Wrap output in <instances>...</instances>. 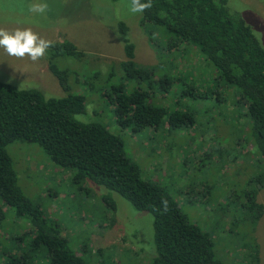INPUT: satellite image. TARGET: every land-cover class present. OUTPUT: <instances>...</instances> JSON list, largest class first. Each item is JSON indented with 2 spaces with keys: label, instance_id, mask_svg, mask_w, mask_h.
I'll use <instances>...</instances> for the list:
<instances>
[{
  "label": "trees",
  "instance_id": "trees-1",
  "mask_svg": "<svg viewBox=\"0 0 264 264\" xmlns=\"http://www.w3.org/2000/svg\"><path fill=\"white\" fill-rule=\"evenodd\" d=\"M152 5L139 13L138 24L158 53L167 54V70L174 76L182 74L176 78L171 74L157 77L153 67L136 65L133 46L125 39V26L119 22L117 33L122 38L124 56L120 64L122 76L102 94L111 109L115 124L112 128L131 134L191 129L195 113L190 106L196 100L209 99L219 117L236 121L237 129L243 132L237 145L248 143L259 163L248 188L238 191L239 195L219 196L223 198L220 218L228 216L232 223L247 220L254 224L262 216L256 195L264 188V50L240 15L228 9L226 0H152ZM153 33L159 40L156 43ZM186 49L193 50L203 61L202 75L182 67L180 71V63L187 60L181 57ZM49 52L46 68L64 97L44 98L37 90L16 89L0 82V222L11 210L13 217L24 221L28 229L14 238L18 242L13 243L16 247H11L6 256L9 264H85L81 257L84 250L79 255L72 252L60 234V226L45 218L18 188L5 150L13 142L41 148L52 164L70 172L73 185L86 181L101 186L120 196L135 211L150 214L154 250L149 248L148 264H221L214 258L207 234L188 221L162 188L141 179L140 170L126 156L120 137L103 124L89 122L90 117L84 113V97L69 93L68 74L55 66L54 59L61 54L79 57L81 52L67 41L52 43ZM172 85L176 86L171 93L173 107L166 110L161 103L156 104V93L162 102ZM230 108H235V116L229 114ZM221 165L224 168L227 163ZM162 200L167 201L166 212ZM101 202L110 214V226L114 203L107 195ZM249 246L243 249L248 250L249 262L257 264V250ZM99 253L97 249L93 254ZM42 258L46 263H39Z\"/></svg>",
  "mask_w": 264,
  "mask_h": 264
},
{
  "label": "rangeland",
  "instance_id": "rangeland-1",
  "mask_svg": "<svg viewBox=\"0 0 264 264\" xmlns=\"http://www.w3.org/2000/svg\"><path fill=\"white\" fill-rule=\"evenodd\" d=\"M226 1L228 9L240 15L255 39V32L264 33V0ZM40 2L44 0H0V28L9 31L31 28L52 43L67 41L81 52L79 57L58 55L54 64L67 72L69 93L84 97V113L90 117L89 122L103 124L120 137L126 156L138 166L141 179L162 188L188 221L207 234L217 261L251 264L248 250L243 249L249 244L257 250L256 263L264 264V188L257 192L255 199L262 206V216L256 223L235 219L232 223L231 217L220 218L223 198L219 196L239 195L238 191L249 187L248 182L259 167L252 147L248 143L237 145L243 132L237 129L236 121L219 117L213 111L216 106L209 99H202L190 106L195 113V125L191 129L131 134L112 128L115 124L111 109L102 94L122 76L120 64L124 56L122 38L117 33L119 22L125 26V39L133 46L136 65L153 67L157 77L171 74L176 78L182 73L174 76L167 70V54L161 55L150 44L151 39L138 24L139 13L129 10L130 0H46L49 5L46 13L27 10L29 3ZM152 39L155 43L159 41L154 33ZM258 43L264 50V36ZM49 54L48 49L43 58L33 62L27 56L23 59L9 56L0 48V82L16 89L37 90L44 98L64 97L46 68ZM181 57L187 60L181 61L180 71L182 67L194 75H202L201 69L205 67L199 55L186 49ZM171 88L167 97L161 99L163 103L156 93V104L161 103L166 110L173 107L171 93L176 86ZM234 109L230 108L229 114L234 115ZM213 144L220 147H212ZM5 150L22 194L39 207L45 218L60 226V234L72 252L79 255L84 250L81 257L85 264L150 262L148 252L153 248L150 214L135 211L120 196L101 186L86 181L73 185L70 172L52 164L34 144L13 142ZM221 162L227 165L222 168ZM260 170L263 171L261 167ZM105 195L115 206L110 226H107L110 214L104 211L101 202ZM25 230H28L25 222L16 220L11 210L6 211L0 222V264H9L6 256L11 247H16L14 238ZM97 249L100 253L94 255ZM43 261L46 263L43 258L39 263Z\"/></svg>",
  "mask_w": 264,
  "mask_h": 264
},
{
  "label": "clouds",
  "instance_id": "clouds-1",
  "mask_svg": "<svg viewBox=\"0 0 264 264\" xmlns=\"http://www.w3.org/2000/svg\"><path fill=\"white\" fill-rule=\"evenodd\" d=\"M152 0L141 2V0H131L130 12L133 14L143 13L152 7ZM49 5L46 0L40 3H29L27 10L31 13L44 14L48 11ZM258 42H261V37L264 33L259 31L254 33ZM52 46V42L40 37L31 28H17L9 31L5 28H0V48H3L7 55L23 59L29 57L33 62L43 58L46 51ZM77 119H81L77 116ZM163 210H168L166 200H162Z\"/></svg>",
  "mask_w": 264,
  "mask_h": 264
}]
</instances>
